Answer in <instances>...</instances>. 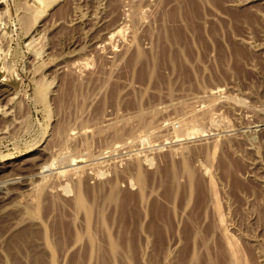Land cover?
<instances>
[{"label":"rangeland","instance_id":"374dc122","mask_svg":"<svg viewBox=\"0 0 264 264\" xmlns=\"http://www.w3.org/2000/svg\"><path fill=\"white\" fill-rule=\"evenodd\" d=\"M47 1L0 0V264H264V0Z\"/></svg>","mask_w":264,"mask_h":264},{"label":"bare ground","instance_id":"6f19581e","mask_svg":"<svg viewBox=\"0 0 264 264\" xmlns=\"http://www.w3.org/2000/svg\"><path fill=\"white\" fill-rule=\"evenodd\" d=\"M37 1L39 2V0H37ZM49 1H51V0H49ZM49 1H47V4H48ZM41 3H42V1H41ZM45 3H46V2H45ZM27 5H28V4H27ZM32 9H33V8H32ZM35 11H36V10H35ZM37 12H38V11H37ZM31 13H33V12H31ZM35 13H36V12H35ZM35 13H34V15H35ZM36 14H37V13H36ZM32 15H33V14H32ZM32 15H31V16H32ZM32 17H33V16H32ZM34 17H35V16H34ZM44 84H45V83H44ZM40 85H41V84H40ZM5 93H6V92H4L3 90H2V91L0 90V97H3ZM11 95H12V94H11ZM4 97H5V96H4ZM11 101H13V100H11ZM195 135H199V134H195ZM192 136H193V135H192ZM156 142H157V141H156ZM153 145H154V144H153ZM76 159H77V158H76ZM61 161H62V160H61ZM76 161H77V160H74V159L71 160V161H69V162H70V165H71V164H75V163L78 164V163H77L78 161H77V162H76ZM52 165H53V164H52ZM71 166H72V165H71ZM44 167H45V166H44ZM59 169H60V168H59ZM80 169H81V167H80ZM80 169H79V168H78V169H75V168H74L73 170H75V172H76V170L78 171V170H80ZM81 171H82V170H81ZM73 172H74V171H73ZM73 172H72V173H73ZM74 175H75V173H74ZM76 175H77V174H76ZM40 179H41V178H40ZM76 179H77V178H76ZM42 180H43V179H42ZM131 184H132V183H131ZM65 185H66V184H65ZM78 192H80V191H78ZM16 196H17V195H16ZM74 196H75V195H74ZM80 201H81V200H80ZM75 203H76V202H75ZM75 203H74V204H75Z\"/></svg>","mask_w":264,"mask_h":264}]
</instances>
